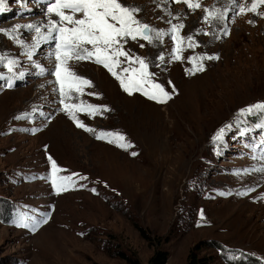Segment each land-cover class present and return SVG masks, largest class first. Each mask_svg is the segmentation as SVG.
Instances as JSON below:
<instances>
[{
    "label": "rangeland",
    "instance_id": "rangeland-1",
    "mask_svg": "<svg viewBox=\"0 0 264 264\" xmlns=\"http://www.w3.org/2000/svg\"><path fill=\"white\" fill-rule=\"evenodd\" d=\"M214 1L199 0L201 8L190 10L174 0H122L139 8L137 19L152 29L151 43L138 38V49L132 47L131 55L143 54L146 45L172 44L170 29L182 23V37H193L221 59L190 74L188 64L160 52L165 59L157 57L154 67L176 71H170L176 75L173 81L166 73L172 98L161 104L144 97L146 106L136 112L124 105L123 115L113 105L90 123L97 131L88 135L67 115L51 130L38 128L62 109L53 74L55 49L45 44L36 52L25 50L27 41L34 45L36 32L17 26L37 25L47 36L48 21L56 17L47 14L42 0H4L0 264H131L119 252L148 264L160 248L169 252L166 264H187L191 254L208 264H264V171L260 170L264 169V128L257 127L264 124V111L240 115L241 109L264 102V5L259 6V14L241 15L232 0L221 5ZM236 3L247 7L251 0ZM204 9H219L224 19L206 23ZM158 32L168 34L158 38ZM46 54L47 60L40 59ZM9 60L15 61L11 72ZM69 67L110 100L125 104L142 95L125 93L103 66L92 61L74 60ZM41 88L58 99L39 112L28 107L22 118H14L22 97L9 93L26 89L33 96ZM87 93L88 87L82 95L73 92L66 103L93 105ZM75 115L85 125L94 117L85 112ZM229 124L233 127L226 129L223 140L214 142L217 131ZM100 133H118L130 147L109 143L112 137L97 139ZM49 157L61 169L57 175L72 177L68 190L59 195L51 184Z\"/></svg>",
    "mask_w": 264,
    "mask_h": 264
},
{
    "label": "snow or ice",
    "instance_id": "snow-or-ice-1",
    "mask_svg": "<svg viewBox=\"0 0 264 264\" xmlns=\"http://www.w3.org/2000/svg\"><path fill=\"white\" fill-rule=\"evenodd\" d=\"M3 2L4 0H0V11H3ZM174 2L183 3L190 10L201 8L199 0H174ZM232 2L239 9L237 14L241 15L246 14V12L259 14V6L264 5V0H251L250 6L247 7L237 5L236 0H232ZM139 11V8L128 6L122 0H51L46 6V12L56 18L49 19L47 36L40 35L41 30L37 25L17 26V28L26 27L29 30H34L37 33L36 44H39L41 40H55V51L51 55H54L56 61L53 74L56 77V84L61 96L60 104L63 105V111L70 116L76 126L83 128L85 131L94 130L78 120L75 113L86 112L94 116L101 109L98 106L86 105L83 102L77 104L66 103V100L71 99V93L75 92L82 95L84 87H92L90 80L77 75L69 67L71 61L89 60L103 66L119 82L121 89L128 95L139 92L149 100L161 104L167 103L172 98L171 93L162 84L154 82L152 79L153 74L148 71L149 65L146 60L140 56H132L125 50V45L129 40L137 41L139 38L149 43L152 41L150 26L137 19L136 14ZM204 11L205 16L203 19L206 23L210 20L224 18L219 9H204ZM183 28L184 25L181 23L173 24L170 29L171 39L175 44L172 49L173 60L184 59L182 52L186 41L189 48L198 46L195 44L193 37L185 38L180 35ZM53 33L56 35L53 36ZM165 34L168 33L158 32L157 37L159 38ZM140 47H144V45L141 44ZM122 57L124 60H121ZM4 59L5 57L0 56V62ZM159 59L163 61V55ZM188 59L193 64V69L187 71L190 74H195V71L204 70L203 60L219 59V57L193 56ZM125 62L128 67L121 68L122 63ZM14 63L15 61H8L10 72ZM133 65H138V67H133ZM117 69L121 70L118 72ZM43 71L44 69L41 68V72ZM22 76L23 74H21ZM9 87H11V84H9ZM172 91H175L174 86ZM89 94L97 95L95 93ZM103 110L108 111L109 109L104 106ZM256 111H264V102L241 109L240 115L251 114ZM16 118L20 119L22 117ZM232 127L233 125L229 124L220 128L213 136V141H222L226 129L230 130ZM257 127L264 128V124H259ZM109 137H112V139H108L109 143L116 142L119 147H130V145L124 143V136L118 133H100L96 136L100 140ZM132 155H136V153L133 152ZM48 159L51 161L52 167L51 184L56 194L59 195L61 192L68 190L72 177L57 175L61 169L58 168L55 160L51 157ZM260 170L264 171V169Z\"/></svg>",
    "mask_w": 264,
    "mask_h": 264
},
{
    "label": "bare ground",
    "instance_id": "bare-ground-1",
    "mask_svg": "<svg viewBox=\"0 0 264 264\" xmlns=\"http://www.w3.org/2000/svg\"><path fill=\"white\" fill-rule=\"evenodd\" d=\"M213 1V0H212ZM226 1H229V0H215L214 1V3H217V5L218 4H223L224 2H226ZM213 3V2H212ZM219 5V6H220ZM228 6V5H227ZM228 8V7H227ZM225 10V9H224ZM229 10H231V9H229ZM225 13V12H224ZM168 14V13H167ZM223 14V13H222ZM233 14V13H232ZM224 15V14H223ZM253 17V16H252ZM53 18H54V16H53ZM169 18V17H168ZM224 19V18H223ZM260 18H258V20H259ZM222 20V19H221ZM220 21V20H219ZM260 21V20H259ZM258 21V22H259ZM214 22V21H213ZM246 22V21H245ZM174 23V22H173ZM178 23V22H177ZM224 24V23H223ZM226 24V23H225ZM246 24V23H245ZM243 25V24H242ZM248 25V24H247ZM251 25V24H250ZM257 25V24H256ZM220 26V25H219ZM253 26V25H252ZM189 27V26H188ZM225 27H228V26H224V28ZM220 28H221V26H220ZM223 28V27H222ZM244 28V27H243ZM216 30H217V28H215ZM251 29V28H250ZM40 30H42V29H40ZM165 30V29H164ZM219 30V29H218ZM227 30V29H226ZM225 30V31H226ZM240 30V29H239ZM246 30V29H245ZM248 30V29H247ZM221 31V30H220ZM242 31V30H241ZM256 31V30H255ZM255 31H253L254 33H255ZM218 32V31H217ZM216 32V33H217ZM219 33V32H218ZM221 33H223V31L221 32ZM227 33V32H226ZM243 33H245V32H243ZM242 33V34H243ZM193 34V33H192ZM215 34V33H214ZM249 34H250V31H249ZM251 34H252V32H251ZM40 35L41 36H45V31H40ZM228 35H229V33H228ZM248 35V34H247ZM258 35V34H257ZM260 35V34H259ZM187 36V35H186ZM230 36V35H229ZM245 36V35H244ZM220 37H222V36H220ZM36 38H37V33H35V35H34V45H30V41H27L26 42V44L24 45V48H25V50H27V51H32V52H36L37 50H38V47L39 46H41V45H45V44H47V40H41L40 41V43L39 44H36ZM255 38V37H254ZM216 39V38H215ZM260 39V38H259ZM259 39H258V41H259ZM164 40V39H163ZM219 40V39H218ZM245 40V39H244ZM254 40V39H253ZM129 41L131 42L130 44H129ZM128 42H127V44L125 45V50H127L128 52H129V50L133 47V50L134 49H138V46H139V44H138V42H136V41H131V40H129ZM156 41V40H155ZM209 41V40H208ZM243 41V40H242ZM258 41L256 42V44L258 43ZM264 41V40H263ZM194 42H195V39H194ZM239 42V41H238ZM262 42V41H261ZM242 43H244V42H242ZM249 42H247V44H248ZM254 43H255V41H254ZM259 43H260V41H259ZM263 43V42H262ZM154 44V43H153ZM164 44V43H163ZM195 44H196V42H195ZM227 44V43H226ZM240 43H238V45H239ZM197 45V44H196ZM202 45V44H201ZM242 45V44H241ZM260 45V44H259ZM208 46V45H207ZM243 46H245V45H243ZM242 46V47H243ZM263 46V45H262ZM146 48H145V50H144V53L143 54H141V55H139V54H133L132 56H140V57H142V58H144L145 60H146V62L148 63V65H149V68H148V71L149 72H151L153 75H152V79L154 80V82H156L157 83V81H158V79H160L161 80V83L160 84H162L164 87H165V89L166 90H168L169 89V86H171L172 84L171 83H169V81H167V79H166V77H167V75H166V73L169 71H167V70H161L160 68H158V67H154V66H157V62H156V58L157 57H160L159 55H160V52H164V53H167V54H165V55H171L172 56V49L175 47V44H174V42L172 41V44H169V45H166V46H163V47H161V46H158L157 44H155V45H149V46H145ZM184 51L182 52V56L184 57V59H182V60H179V61H182L183 63H186V64H188V68L187 69H192L191 67H190V65H193L192 63H190L189 62V57H193V56H217V55H215L214 53H212L211 51H210V49H208V48H206V47H202V46H200V45H198V46H196V47H194V48H189V47H187V41L185 42V44H184ZM218 47V46H217ZM257 47H259L258 45H257ZM241 49V48H240ZM132 50V49H131ZM212 50V49H211ZM243 50V49H242ZM244 51H245V49H244ZM49 52V51H48ZM43 53V52H42ZM240 53H241V51H240ZM243 53V52H242ZM218 54V53H217ZM164 55V56H165ZM230 55V54H229ZM233 55V54H232ZM239 55H241V54H239ZM49 55L48 54H46V55H44L43 57H41L40 59H45V60H47L49 57H48ZM227 56H228V53H227ZM242 56H244L243 54H242ZM264 56V55H263ZM262 55H261V57H263ZM219 57H220V54H219ZM226 58V57H225ZM241 58V57H240ZM247 58V57H246ZM164 59H165V57H164ZM163 59V60H164ZM221 59V58H220ZM219 59V60H220ZM230 59H231V57H230ZM121 60H124V58L122 57L121 58ZM173 60V59H172ZM217 59H212V60H207V59H205V60H203L202 61V63L203 64H206V63H211V62H213V61H216ZM242 60V59H241ZM158 61V60H157ZM228 61V60H227ZM244 61H245V59H244ZM263 61V60H262ZM156 62V63H155ZM161 62V61H160ZM165 62V61H164ZM216 62H218V61H216ZM236 62V61H235ZM50 64V61L48 62V63H46V64H44V66L43 67H45L46 65H49ZM128 64L125 62V63H122V65H121V68H123V67H126ZM180 65H182V64H180ZM260 65V64H259ZM261 65H262V63H261ZM159 66V65H158ZM206 66V65H205ZM209 66V65H208ZM207 66V67H208ZM180 68V67H179ZM185 69V68H184ZM118 71H120L121 69H117ZM174 70V69H173ZM173 70H170V71H172L173 72ZM169 71V72H170ZM168 72V73H169ZM172 72H170L169 74H171L170 75V78H171V76H172V81L173 80H175L174 78V75L175 74H173ZM174 72H176L175 70H174ZM176 74H178V73H176ZM180 74V73H179ZM179 74H178V76H179ZM182 74H183V72H182ZM184 74H185V71H184ZM188 75H190V74H188ZM164 76H165V79H164ZM176 76V75H175ZM177 76V77H178ZM177 77H176V79H177ZM180 77H182V76H180ZM184 77V76H183ZM186 77V76H185ZM179 79V78H178ZM184 79V78H183ZM171 80V79H170ZM184 81V80H183ZM175 82H177V81H175ZM180 84V83H179ZM96 89H95V87H94V85L92 84V87H88V91H89V93H95V94H97V95H90L89 93H87V95H89V96H91V98H92V100L94 101V103H93V105H95V106H98V107H100V111L98 112V113H96L95 115H94V117H93V115L92 116H89V117H93V119L91 118V119H89V118H87L86 120H88V123L86 124V126L88 127V128H90V129H93L94 131H85L83 128H80V130H82L83 132H85L86 134H91V133H96V128H97V126L95 127V125L94 124H90V123H92V122H95V121H97L98 119H100L101 117H103V112H104V106H106L109 110H111V108H113V105H116L118 108H120V110H119V113H122V115H123V113H124V110H125V107L123 108V106L124 105H127L126 106V108H134L133 109V111H136V112H138V110H139V106H141V105H144V106H146L147 105V102H146V100L144 99V95L142 96V95H140V94H138V96H136V97H134V98H130L131 100H127V103L125 102V104L124 103H122V101L120 100V101H118V100H110V97H108V96H106L105 94H103L102 92L101 93H99V92H97V91H95ZM9 94H11L12 96H14V97H16V96H19V97H22V101H21V105H19V107L18 108H16L14 111H13V116H14V118H16V117H22V116H24V114L26 113V111H27V108L28 107H31V108H33V109H35V111L37 110L38 112L39 111H41V108H42V106L43 105H45V104H47V103H49V102H53V101H56L57 99H58V96H57V94H47V93H44V92H42V88L41 89H39V90H37V92L35 93V95H33L32 96V92L31 91H29V90H26V89H21L20 91H13L12 93H9ZM72 95V94H71ZM120 96L122 95V93H120L119 94ZM124 95V94H123ZM137 95V94H136ZM116 97H117V94H116ZM127 97V96H126ZM125 97V98H126ZM120 98V97H119ZM129 98V97H128ZM117 99V98H116ZM123 99V98H122ZM72 100V99H71ZM70 100V101H71ZM130 102V103H129ZM92 104V103H91ZM154 106H155V104H153ZM152 105V106H153ZM153 106V107H154ZM61 107H62V109L60 110V112H59V114L57 115V117L56 118H54L53 120H50V121H48V122H44L43 124L41 123V125H38V128L39 129H44V131L46 132V131H48V130H51V129H53V128H55V127H53L59 120H60V118L62 119L63 117L65 118L66 117V115L68 116V117H70L65 111H63V105L61 104ZM143 108H141V110H142ZM28 112V111H27ZM86 113V112H85ZM141 113H143V114H141V116L142 115H144V112H141ZM128 114H129V112H128ZM125 115V114H124ZM63 118V119H64ZM62 121V120H61ZM68 125L67 124H65V123H63V128L66 130H68V127H67ZM51 128V129H50ZM81 132V131H80ZM79 132V134H81ZM84 133V134H85ZM98 135V134H97ZM43 157V155L40 157V158H42Z\"/></svg>",
    "mask_w": 264,
    "mask_h": 264
},
{
    "label": "trees",
    "instance_id": "trees-1",
    "mask_svg": "<svg viewBox=\"0 0 264 264\" xmlns=\"http://www.w3.org/2000/svg\"><path fill=\"white\" fill-rule=\"evenodd\" d=\"M138 226V225H136ZM141 234L146 238L150 243H153L152 238L147 235L143 228H140ZM118 256L127 260L131 264H142L138 259L129 257L124 252H119ZM169 258V252L163 248L158 249L155 254L149 259L148 264H166ZM187 264H208L203 258L198 257L197 255L191 254Z\"/></svg>",
    "mask_w": 264,
    "mask_h": 264
}]
</instances>
